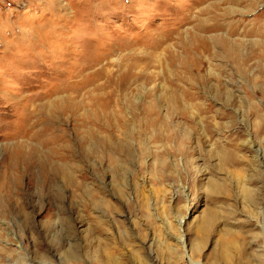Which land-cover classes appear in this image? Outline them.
<instances>
[{
  "label": "rangeland",
  "instance_id": "obj_1",
  "mask_svg": "<svg viewBox=\"0 0 264 264\" xmlns=\"http://www.w3.org/2000/svg\"><path fill=\"white\" fill-rule=\"evenodd\" d=\"M26 262L264 264V0H0V264Z\"/></svg>",
  "mask_w": 264,
  "mask_h": 264
},
{
  "label": "bare ground",
  "instance_id": "obj_2",
  "mask_svg": "<svg viewBox=\"0 0 264 264\" xmlns=\"http://www.w3.org/2000/svg\"><path fill=\"white\" fill-rule=\"evenodd\" d=\"M198 48H199V50H201V49H206V44L205 43H199V45H198ZM21 159H23V157H25L24 156V154H22L21 156ZM25 159V158H24ZM182 222H183V219H181V221H180V223L182 224ZM182 241H183V237H182V239H181ZM29 260V259H28ZM32 260V259H31ZM24 262V261H23ZM41 263V262H40ZM13 264V263H12ZM26 264H32V263H30V262H26ZM45 264V263H44ZM195 264H198V263H195Z\"/></svg>",
  "mask_w": 264,
  "mask_h": 264
}]
</instances>
